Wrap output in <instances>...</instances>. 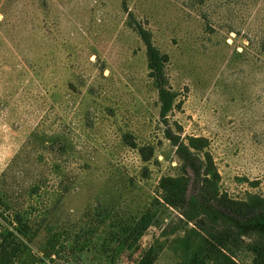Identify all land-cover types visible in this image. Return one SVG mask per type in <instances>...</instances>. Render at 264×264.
<instances>
[{
  "label": "rangeland",
  "instance_id": "1",
  "mask_svg": "<svg viewBox=\"0 0 264 264\" xmlns=\"http://www.w3.org/2000/svg\"><path fill=\"white\" fill-rule=\"evenodd\" d=\"M131 18L168 58L169 128ZM243 209L264 212V0H0V241L26 235L10 264H264Z\"/></svg>",
  "mask_w": 264,
  "mask_h": 264
},
{
  "label": "trees",
  "instance_id": "2",
  "mask_svg": "<svg viewBox=\"0 0 264 264\" xmlns=\"http://www.w3.org/2000/svg\"><path fill=\"white\" fill-rule=\"evenodd\" d=\"M130 26L140 36L147 47L148 69L150 72V78L153 81V85L159 94L161 103V119L163 121V125L169 128L168 116L172 112L176 97L173 91L168 87L165 76V67L168 63V58L166 55L161 54L160 51L154 46L151 33L144 29L142 25L134 21L133 18L130 20ZM166 138L177 147L178 154L184 165V169L186 170L187 174H191L194 179L198 181L199 185V180L202 177L203 171L202 160L197 155H195L191 148L185 143L179 142L180 139L176 138V136L172 133V130L167 129ZM201 200V202L194 201V199L191 200L190 205L195 206L197 213L208 216L214 223H217L219 220H226L224 214L216 209L214 205H208L210 202L205 201L204 197H202ZM244 210L245 209H243L245 215H243V217L245 216L246 220L251 221L252 223L263 221L262 219H264V212H260V214H250ZM2 218L5 220L4 221L2 219L4 222H7L4 216H2ZM18 220L19 223L22 222V219ZM20 230H18L17 233H8L0 241V254L3 264H10L23 253V250L26 246V235Z\"/></svg>",
  "mask_w": 264,
  "mask_h": 264
}]
</instances>
